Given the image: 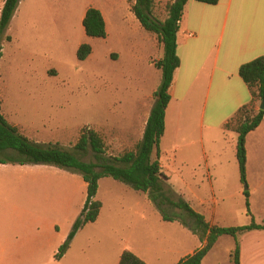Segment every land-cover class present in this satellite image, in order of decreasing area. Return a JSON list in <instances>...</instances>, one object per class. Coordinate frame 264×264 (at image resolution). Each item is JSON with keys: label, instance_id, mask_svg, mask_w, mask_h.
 I'll return each instance as SVG.
<instances>
[{"label": "crops", "instance_id": "0c3cea01", "mask_svg": "<svg viewBox=\"0 0 264 264\" xmlns=\"http://www.w3.org/2000/svg\"><path fill=\"white\" fill-rule=\"evenodd\" d=\"M80 1L82 3L77 14L79 23L82 25L87 11L95 8L103 14L107 32L109 22L115 19L118 13L121 27H131V30L135 28L137 32L143 29L133 12V6L137 0ZM18 14L19 8L15 16ZM190 35L193 36L190 37ZM178 55L181 66L177 69L170 88L171 102L167 109L161 156L164 153L178 152V146L170 143L174 130L177 128L174 129V124L177 120H182L183 116H187L188 110L195 112L198 107L202 108L200 127L202 144H204L203 136L206 132H208L211 143L210 152L202 146L203 158L195 168V188L193 189L186 182V188L181 190V196L193 210L203 215L211 226L245 227L250 226L253 221L257 225H264V119L259 128L247 136L246 141V182L249 185V202L253 217L247 214L245 190L240 188L243 184L237 158L238 134L226 130V125L233 120L237 112L252 100L250 90L240 76V68L264 56V0H220L218 5L188 0L180 22ZM0 96L2 98L1 91ZM211 97H213V104L209 110ZM260 105L261 102L257 104V109H260ZM42 106H44V101L37 99L6 103L2 98L3 115L11 125L19 129L22 135L37 144H57L64 149L73 148L76 145V127L66 125L68 120L65 117L54 121L52 125L49 122L45 125L41 116L42 112L38 109ZM150 114L139 137L136 138L135 145L144 136ZM133 121L128 124L129 126L126 125L127 122L120 126L129 134V136L122 134L124 144L135 140L132 138ZM163 144L164 147L170 145L171 148L164 151ZM175 158L178 160L177 156ZM180 165L183 168H189V161L182 159ZM161 166L165 175L171 180L172 176L169 175L172 174L171 169L166 168L162 163ZM201 171H204L206 175L204 176V172ZM104 179L99 182V192L96 198L102 203L98 219L104 210V203L98 198ZM74 180V173L55 166L0 164V264H27L29 261L34 263L42 258V253H38V249H44V245L41 244L43 234L54 235L59 231L55 221L49 217L50 213L58 208L60 199L63 203L70 204L75 192ZM5 181H14L18 184L19 191L28 189L32 192L27 198L16 196L14 201H11L10 197L4 194ZM84 186L87 190L88 185L85 181ZM122 189L127 192L130 186L127 185ZM38 190L44 191L50 204L45 212H39L40 194ZM138 193L142 196L141 199L138 197L136 199L141 209L137 211V219H141L142 225L150 231V219L156 218L155 208L150 210L151 203L148 194ZM86 199L87 195L82 209ZM233 201L234 204L237 202L238 208L231 204ZM25 204H29L31 209L23 207ZM25 216L32 218L36 231L32 229L30 233H25L28 230L25 227L21 228V219ZM161 220L164 221L163 218ZM164 222L169 224L165 231L171 235L169 238L171 247H177L180 240H185L183 245L185 246L191 240L193 245L190 249L171 248L167 257L153 259L141 254L138 247L129 248L123 245L118 255L115 256L113 264L120 263L125 250H130L147 264H179L205 246V242H202L197 235L180 222ZM44 223L47 224L48 229L43 228L42 232L38 228H41L40 226ZM83 230L77 233L63 258L56 259L58 264L85 263L76 258L74 254V243ZM70 234L68 230L58 241L53 237L52 242L47 244V253H45L47 258H56ZM227 237H230L231 242L226 240ZM222 243H228L227 251L230 256L232 255L236 240L226 235L219 239L204 259L203 264L207 263L209 257L221 247ZM240 244L241 264H264V229L244 232L240 236Z\"/></svg>", "mask_w": 264, "mask_h": 264}, {"label": "rangeland", "instance_id": "374dc122", "mask_svg": "<svg viewBox=\"0 0 264 264\" xmlns=\"http://www.w3.org/2000/svg\"><path fill=\"white\" fill-rule=\"evenodd\" d=\"M5 1L0 0V16ZM173 1L155 0V18L165 21ZM81 3L80 0H21L19 14L8 30L12 42H5L0 58V91L6 103L31 99L44 101V106L38 109L42 112L45 125L46 122L52 125L65 117L68 120L66 125L77 129L75 143L84 128L95 130L104 139L108 156L117 157L136 147V138L145 125L155 103L154 93L162 82L161 71L156 65L163 59L164 49L157 35L142 28L137 32L135 28L121 27L119 13L109 22L107 38L88 37L78 19ZM85 43L93 47V53L87 60L80 61L77 50L80 44ZM212 104L213 97L209 101V110ZM201 110L200 107L195 112L188 110L187 116L177 120L170 143L178 146V152L161 156V163L172 173L165 189L175 198H183L181 190L186 188V182L195 188V168L203 158L202 146L209 152L211 149L208 132L203 136L202 144ZM132 121V138L135 140L124 144L122 134H129L120 126ZM170 148L168 145L163 150ZM82 159L96 161L92 152L82 156ZM182 159L189 161V168L181 167ZM4 184V194L11 201L16 196L27 198L32 192L28 189L19 191L14 181H5ZM242 184L240 188L247 191L248 183ZM125 186L110 177L103 180L98 198L103 201L104 210L96 223L86 225L78 235L74 243L76 258L85 261L84 264H113L123 245L138 247L141 254L153 259L167 257L171 248L190 249L193 245L191 240L185 246V240H180L177 247H171V235L165 231L169 224L161 220V214L152 202L150 210L155 208L156 218L150 219V231L146 230L136 215L141 210L136 199H141L142 194L131 187L124 192L122 188ZM74 191L69 205L60 199L58 208L50 213L59 235L56 232L54 235L43 234L41 244L44 249H38L42 258L27 264H58L55 257L47 258V244L52 242L53 237L58 241L68 230L72 232L74 222L82 211L87 190L78 174H75ZM38 193L39 212H45L50 204L44 191L38 190ZM231 204L238 208L237 202ZM23 207L31 209L29 204ZM175 212L181 213L180 210ZM44 217L43 214V221ZM46 225L44 223L37 228L43 232V228L48 229ZM34 226L31 217L21 219V228L28 230L25 233H30ZM227 238L231 242L230 237ZM227 246L228 243H222L206 264H235ZM103 257L106 259L103 260Z\"/></svg>", "mask_w": 264, "mask_h": 264}, {"label": "trees", "instance_id": "16d2710c", "mask_svg": "<svg viewBox=\"0 0 264 264\" xmlns=\"http://www.w3.org/2000/svg\"><path fill=\"white\" fill-rule=\"evenodd\" d=\"M209 5H218L220 0H197ZM21 0H6L0 16V58L3 56L5 42H12L8 30L13 21ZM188 0H174L169 6V16L160 21L154 16L155 0H137L133 12L143 29L157 35L163 45L164 57L156 65L161 71L162 82L154 93L155 103L148 119L144 136L132 151L121 156L110 157L102 136L95 130L84 128L79 140L72 149H64L55 144H37L11 125L2 113L0 96V164L12 165H48L80 175L87 187V199L81 214L76 220L67 241L61 246L56 259L60 260L67 253L77 233L86 225L99 218L102 203L97 201L99 182L110 177L122 182L138 192L148 194V199L159 210L166 222H180L197 235L205 246L195 254L188 256L179 264H203L204 259L223 236L236 240L232 258L235 264L240 263V236L250 230H262L264 225L253 223L245 227L211 226L205 217L191 208L183 198H175L165 189L169 178L161 166V142L166 131L167 109L171 102L170 88L173 85L177 69L181 66L178 55V33ZM88 37L107 38V26L100 10L90 8L83 21ZM93 53V47L82 44L77 51L80 61L87 60ZM240 76L247 84L252 100L242 107L226 125V130L238 134L237 158L241 181L246 183L247 136L257 130L264 119V111L257 109V104L264 100V56L240 68ZM93 153L95 162H86L82 156ZM13 153V155H9ZM4 156V157H1ZM247 214L250 210V192L245 191ZM180 210L181 213L175 212ZM119 264H147L130 250H125Z\"/></svg>", "mask_w": 264, "mask_h": 264}, {"label": "water", "instance_id": "95a60500", "mask_svg": "<svg viewBox=\"0 0 264 264\" xmlns=\"http://www.w3.org/2000/svg\"><path fill=\"white\" fill-rule=\"evenodd\" d=\"M260 110L264 111V100L261 102ZM246 189H248V187Z\"/></svg>", "mask_w": 264, "mask_h": 264}, {"label": "built area", "instance_id": "2783aa9c", "mask_svg": "<svg viewBox=\"0 0 264 264\" xmlns=\"http://www.w3.org/2000/svg\"><path fill=\"white\" fill-rule=\"evenodd\" d=\"M180 24V23H179ZM193 35H190V37H192Z\"/></svg>", "mask_w": 264, "mask_h": 264}]
</instances>
